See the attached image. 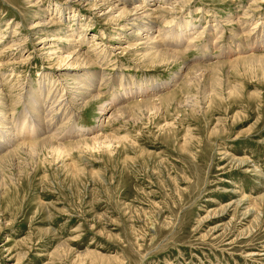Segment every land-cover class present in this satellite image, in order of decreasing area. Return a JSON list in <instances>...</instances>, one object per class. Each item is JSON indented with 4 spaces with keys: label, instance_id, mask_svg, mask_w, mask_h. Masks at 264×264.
Returning <instances> with one entry per match:
<instances>
[{
    "label": "rangeland",
    "instance_id": "rangeland-1",
    "mask_svg": "<svg viewBox=\"0 0 264 264\" xmlns=\"http://www.w3.org/2000/svg\"><path fill=\"white\" fill-rule=\"evenodd\" d=\"M153 4L155 30L191 34L176 59L135 46L146 20L110 4L0 0V264H264V0ZM71 34L91 94L86 62L59 58ZM32 120L43 131L15 138Z\"/></svg>",
    "mask_w": 264,
    "mask_h": 264
},
{
    "label": "bare ground",
    "instance_id": "bare-ground-1",
    "mask_svg": "<svg viewBox=\"0 0 264 264\" xmlns=\"http://www.w3.org/2000/svg\"><path fill=\"white\" fill-rule=\"evenodd\" d=\"M88 2V1H91L92 5L94 7H98L100 5V3H106V4H110V6L114 7V9L118 10L117 12H119L120 15H122L123 13H126V14H131V17L132 18V23L134 22H139V21H145L144 23L146 24H132V28L131 30L134 31V33H136L137 31H140L139 32V35L142 37L141 40H138L139 41L138 43L134 44L135 46H141V45H146V50L150 51L151 53H154L151 58H153V56H156L158 58L162 57V55L164 56H168V57H171L172 59H176L177 57H180L179 55L182 54V52L179 51H176L177 48L179 47L180 44L182 43H185L184 42V39H187L191 37V34H188V32H178L176 30L174 31H171V30H155V26L157 23H154L152 20H148L147 22V19L150 18L151 16V12L149 11V8L151 6H153L154 4L153 3H157L159 1L161 2H166V3H169L171 2L172 0H115V1H112V0H84V2ZM129 7H132L131 9H127ZM147 8V9H146ZM60 14L63 13V11H60L59 12ZM60 19V18H59ZM239 20V19H238ZM156 21V20H155ZM160 22V21H159ZM227 23L231 24V22H228ZM172 24V23H171ZM184 25L181 26V28H188L189 25H190V22H185L183 23ZM233 24V22H232ZM158 27V26H157ZM181 28L178 27V29L181 31ZM240 29V27H239ZM242 30H245V28H241ZM156 31H158L157 33H159V36H157L156 34ZM73 32V31H72ZM71 32V33H72ZM202 34V33H201ZM165 40V44L166 42L168 44H171V46H173L172 48L169 46L168 48L170 50H168L167 48H164L163 44H162V41L161 40H158L159 37H161ZM74 37V35H70V36H67L65 39L67 38H71L70 42L69 43V47L68 50L69 51H66L68 53V56L66 58H63V57H59L60 59H62V63L65 65V66H68V67H72L74 65L73 62L77 61V60H84L86 63H85V66L83 67V73L80 75H77L76 74V78L78 79V87H80L79 90H81L80 92H85L87 94H91L93 91H94V87L96 85V80H94L93 78L99 73L97 72H94L93 70H91V68H93L94 66H96V62L93 61L92 58H90L89 56L88 57H84L82 56V53L78 51L77 48L80 47V45H76L75 43V39L72 38ZM199 37V36H198ZM194 40V39H193ZM157 41V42H156ZM52 45H56V44H53ZM176 47V48H175ZM194 45L192 44V41H190V43H187V47L185 49V51L187 52L188 49H191L193 48ZM55 48L56 50H60L62 51L61 48H58V47H53ZM171 49H175V50H171ZM56 54H59L56 53ZM163 56V57H164ZM87 58V59H86ZM87 61H86V60ZM150 59V58H149ZM74 60V61H73ZM79 66V65H78ZM59 67H62V65H60ZM105 73V72H104ZM73 76V75H72ZM99 76V75H98ZM102 77V76H101ZM74 78V77H73ZM99 78V77H98ZM103 78V77H102ZM106 79V78H105ZM123 79V78H122ZM123 81V80H122ZM76 82V81H75ZM129 83V82H128ZM124 85V84H123ZM152 87L151 88H154L153 90H150L151 88L150 87H147V85L145 86H138V84H134L132 85V87L130 88V90H128L125 94L127 95L125 98H128V96H134V95H139L141 93H148V92H151V91H154V92H158L159 90H163L167 85L168 83H164L163 85L157 83L156 81H153L152 82ZM122 86V85H121ZM129 86V85H128ZM136 86V87H134ZM42 87V86H41ZM42 90L45 89V87H42L41 88ZM32 90V89H31ZM35 90V89H34ZM38 90V89H37ZM35 90V91H37ZM48 90V89H47ZM77 91V90H76ZM29 92V91H28ZM39 92V91H38ZM44 94V93H43ZM37 96V92H34V91H31L29 93V100H28V107L26 108H29V110H31V113L32 115H34L35 113V118L38 117L41 119V116L43 115L44 112H46V108L44 109L42 106L39 105V101L40 99L39 98H36ZM39 95V94H38ZM75 95L73 98L69 99V98H64L65 100H61L60 102V106L63 107V110L65 108V113L66 111H68L67 109L69 108H73L76 106H80L82 107L84 105L83 101H82V98H83V95H78L74 92ZM52 97V96H51ZM55 97V96H54ZM53 98V97H52ZM99 98V96L97 97ZM129 99V98H128ZM125 100V99H124ZM41 102V101H40ZM56 102V101H55ZM116 102V101H115ZM64 103V104H63ZM69 105L68 108L66 109L65 106L63 105ZM152 104V103H151ZM42 105V104H41ZM110 106V104H109ZM112 107V106H111ZM114 108V107H112ZM126 109V108H125ZM26 112V116H28L29 114V111ZM101 110V114L103 113V115H106V112H107V107L105 108L104 106H102L100 108ZM36 111V112H35ZM49 114H50V110H48ZM52 111V110H51ZM126 111V110H125ZM124 111V112H125ZM56 112V111H55ZM73 112V110L71 111ZM122 112V111H121ZM59 113V111H58ZM1 114V112H0ZM48 115V114H47ZM63 115V114H62ZM53 116V115H52ZM65 117V116H64ZM63 116L60 115V117H56V119H58L59 121H64V118ZM76 117L75 113H70L69 114V119H74ZM1 118V117H0ZM31 118V117H30ZM29 118V119H30ZM34 118V119H35ZM48 118V117H47ZM17 119V118H16ZM27 119V117L25 118ZM37 119V118H36ZM6 120V118H5ZM39 120V119H38ZM4 121V120H3ZM3 123V122H2ZM35 124V120H32L31 121V125L32 124ZM102 124V123H101ZM0 125H2L0 123ZM3 126V125H2ZM2 128V127H1ZM6 128H4L5 130ZM2 130V129H0ZM15 130V129H14ZM16 131V130H15ZM43 131V127H42V123H41V120L40 122L38 121V124L36 125H32V127L29 125L28 127L26 125H23V127H20V124L18 125L17 127V133H15V138H18L19 136H30V138L33 136H37V134H39L40 132ZM9 133H11L10 131H0V134L2 135H7ZM69 134H77V136H82V135H85V133L87 132V130H81L79 128H76L75 130L74 129H71L68 131ZM56 134V133H55ZM54 134V135H55ZM22 138V137H20ZM2 139V138H1ZM6 139V138H5ZM8 139V138H7ZM12 139V138H11ZM16 140V139H15ZM18 140V139H17ZM97 140V138H93L92 139V142H95ZM100 140V139H99ZM9 141V140H8ZM3 143V142H1ZM48 143V140L47 139H43L42 141H38L36 143L33 142V144H31L29 147H37V146H42V145H46ZM101 143V142H100ZM99 142H96L95 144L99 146H101ZM103 143V142H102ZM5 144V143H4ZM91 144V143H90ZM89 144V145H90ZM94 144V143H93ZM106 144V143H105ZM3 145V144H2ZM8 145V144H7ZM52 145V144H51ZM103 145V144H102ZM50 146V145H49ZM87 146V145H86ZM7 147V146H6ZM43 147V146H42ZM47 147V146H46ZM107 147V146H106ZM62 148V147H61ZM59 147H54V154H57V155H60L61 154V151H64V149H61ZM36 151V150H34ZM38 151V149H37ZM93 151V150H92ZM36 153V152H34ZM33 153V154H34Z\"/></svg>",
    "mask_w": 264,
    "mask_h": 264
}]
</instances>
